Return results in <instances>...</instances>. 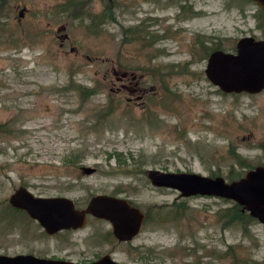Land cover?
<instances>
[{
  "label": "rangeland",
  "instance_id": "rangeland-1",
  "mask_svg": "<svg viewBox=\"0 0 264 264\" xmlns=\"http://www.w3.org/2000/svg\"><path fill=\"white\" fill-rule=\"evenodd\" d=\"M67 1L7 0L0 8L7 14L0 16V254L77 263L109 254L121 264H264V224L253 220L246 234L220 220L232 200L183 197L147 177L150 170L194 172L229 182L246 171L229 144L251 166L264 164V91H217L194 45L198 35L227 51L241 37L264 39L258 4L113 0L115 22L93 26L87 14H98L107 0L64 9ZM184 2L192 11L180 9ZM137 25L141 33L126 34ZM82 166L95 171L85 174ZM18 186L69 197L78 208L108 194L161 213L151 210L152 222L129 242L91 216L81 228L50 236L7 207Z\"/></svg>",
  "mask_w": 264,
  "mask_h": 264
},
{
  "label": "water",
  "instance_id": "water-1",
  "mask_svg": "<svg viewBox=\"0 0 264 264\" xmlns=\"http://www.w3.org/2000/svg\"><path fill=\"white\" fill-rule=\"evenodd\" d=\"M264 8V0H253ZM204 74L207 80L224 94H258L264 91V39L253 36L236 41L235 51L213 50L206 59ZM85 174L95 168L82 166ZM157 187L176 189L183 197L213 196L229 199L244 206L248 213L264 224V166H256L231 182L221 176H204L194 172H162L150 170L147 175ZM8 204L26 212L47 235L63 230H76L85 225L87 217L108 221L113 236L120 242L131 241L141 230L145 214L128 199L95 194L86 205L78 208L66 196L34 195L18 186L8 196ZM0 264H121L109 254L96 260L77 263L72 260L39 257L34 254H0Z\"/></svg>",
  "mask_w": 264,
  "mask_h": 264
},
{
  "label": "trees",
  "instance_id": "trees-1",
  "mask_svg": "<svg viewBox=\"0 0 264 264\" xmlns=\"http://www.w3.org/2000/svg\"><path fill=\"white\" fill-rule=\"evenodd\" d=\"M248 1H252V0H247V2ZM85 3H87V0H68L67 3L62 4V5H63L64 9H67L69 7L73 8L77 4L83 5ZM179 7H180L181 10H185L186 9L187 12H188V10L192 11V8H191L190 4H188L187 2H184L183 4H180ZM114 9H115V2H113V0H107V4L103 7L102 11H100L96 15L88 13L87 16L90 18V22L92 23L93 26L96 25V24L103 25L105 23H113V22H115ZM255 18H256V27L264 32V8L263 7L258 6L257 12L255 14ZM138 27L139 26L137 25L135 28L127 29L126 30V34L138 33L140 31V29ZM140 33H141V31H140ZM139 35L140 34H138V36ZM133 36L138 37L136 34H133ZM194 43H196L194 45H199L200 46V50H201L200 57H202V59H204V58L207 59L208 55L213 50L220 49V50L227 51V49H224L220 44H217L215 46H209L208 40H205L204 37L201 36V35H198V39L196 41H194ZM231 50L235 51V45L231 48ZM193 51L195 53H199V52H196L195 49ZM150 58H152V57H150ZM186 66L187 65H185V68H186ZM156 71H158V73H159V75L161 77L163 76V74L160 72V69L158 70L156 68L154 70L155 75L157 74ZM76 86L79 88L80 94H81L82 97L85 96L86 94H88L89 88H87L85 86H80V85H76ZM164 87H166V84L163 83V88ZM217 91H220V90L218 89ZM168 92H170V91L168 90ZM170 93H172V92H170ZM232 95L235 96L237 94H232ZM109 104H110V108L112 109V103H109ZM229 152L231 153L232 158L234 159L236 164H238L239 166H241V167L246 169V171L243 174H236L235 176H229V178H227V179L229 180V182H231V181L238 180V179L242 178L248 170L254 168L255 166L254 167L251 166L250 164H248L245 161L244 158H242L239 154H237L235 152L232 144H229ZM259 166H264V164L263 165H259ZM214 176H215L214 174L211 175V177H214ZM226 200H229V199H226ZM231 204L232 205L230 207H226V208H223V209L219 210L218 214H219L220 220L222 221L224 226H229V225H239L240 226L241 225L243 232L247 234L248 231H249L248 230V228H249L248 224L251 223L256 218L252 217L248 213V211L244 208V206L239 205L237 202L231 201ZM135 206H137V205H135ZM7 207L10 210H12L13 212H22V213L26 214L25 211L15 209V208L11 207L9 204L7 205ZM177 207H180L182 210L185 209V205L183 203L177 204ZM160 209H161V207H160ZM160 209L154 210V209L149 207L147 209V211L144 212L145 217H144L143 224H147L149 222H152V218H153L152 215L153 214L151 215V212H150L151 210L155 211V212H157L159 210V214H160L161 213ZM170 211H168L167 214H165L164 218H162V219H167L168 218V213ZM176 213L177 214L179 213L178 209H177ZM161 217H163V216H160L159 219ZM110 234H112V232H110ZM112 236H113V234H112Z\"/></svg>",
  "mask_w": 264,
  "mask_h": 264
},
{
  "label": "flooded vegetation",
  "instance_id": "flooded-vegetation-1",
  "mask_svg": "<svg viewBox=\"0 0 264 264\" xmlns=\"http://www.w3.org/2000/svg\"><path fill=\"white\" fill-rule=\"evenodd\" d=\"M3 3H7V0H0V8H2L3 7ZM24 9L25 8H23V9H21V10H19V16L20 17H23L24 16ZM7 14H4V13H0V16H6ZM1 20V19H0ZM194 44H196V43H194ZM131 204H132V202H130ZM132 205H134V204H132ZM77 207V206H76ZM88 218V217H87Z\"/></svg>",
  "mask_w": 264,
  "mask_h": 264
}]
</instances>
